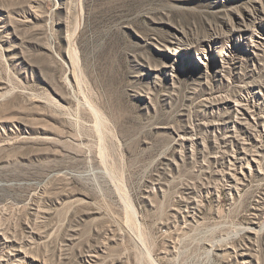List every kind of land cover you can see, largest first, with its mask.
Instances as JSON below:
<instances>
[{
	"label": "rangeland",
	"instance_id": "rangeland-1",
	"mask_svg": "<svg viewBox=\"0 0 264 264\" xmlns=\"http://www.w3.org/2000/svg\"><path fill=\"white\" fill-rule=\"evenodd\" d=\"M0 264H264V0H0Z\"/></svg>",
	"mask_w": 264,
	"mask_h": 264
},
{
	"label": "bare ground",
	"instance_id": "bare-ground-1",
	"mask_svg": "<svg viewBox=\"0 0 264 264\" xmlns=\"http://www.w3.org/2000/svg\"><path fill=\"white\" fill-rule=\"evenodd\" d=\"M261 10H262V9H261ZM255 17H256V16H255ZM255 17H254V18L252 17L254 20L252 19V21H251V23H253V26L256 25L254 21H257V20L259 19V18H255ZM262 17H263V15H262ZM262 21H263V19H261V22H262ZM244 22H245V21H244ZM246 23H247V22H246ZM248 26L251 27V25H248ZM237 28H238V27H237ZM232 29H233V31L235 30L234 27H232ZM237 31H239V30H237ZM214 35H215V34H214ZM220 36H221V35H220ZM177 38H178V37H177ZM181 39H182V40L184 39L185 41H188V42H190L191 44H193V42H194V41H193V40H194L193 38H190L188 35H186V34H184V33H183V35L180 37V40H181ZM180 40H179V41H180Z\"/></svg>",
	"mask_w": 264,
	"mask_h": 264
}]
</instances>
